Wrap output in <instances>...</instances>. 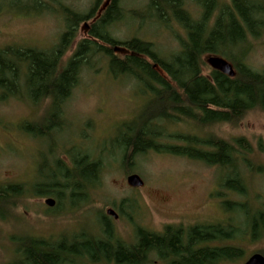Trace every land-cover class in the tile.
I'll list each match as a JSON object with an SVG mask.
<instances>
[{
  "label": "trees",
  "instance_id": "obj_1",
  "mask_svg": "<svg viewBox=\"0 0 264 264\" xmlns=\"http://www.w3.org/2000/svg\"><path fill=\"white\" fill-rule=\"evenodd\" d=\"M46 1L0 0V6H7V10L20 15L58 13L64 21V32L48 51L10 46L0 49V102L16 99L32 106L46 105L39 123H23L21 130L25 135L52 140V133H59L65 125L63 106L78 86L82 71L92 70L93 61L103 59L113 80H133L138 94L146 100L136 117L118 128L116 151L108 156L119 155L122 164L129 165L128 160L133 156L153 151L216 167L223 172L220 188L233 196L249 199L245 175H263L264 166L253 160L248 142L237 139L231 143L213 135L202 137L180 131L178 127L202 130L231 125L251 111L264 112V73L245 64L247 44L264 37V0H230L229 4L219 7L215 0H145L142 10L128 12L122 7L124 0L107 3L94 0L86 14L61 3L66 0ZM28 3L34 5L28 7L25 5ZM51 3L59 8L55 10ZM188 4L199 10L198 18L193 19L187 10ZM124 19L139 27L149 22L170 29L176 23L185 37L178 38L179 49L165 57L152 42L135 36L123 42L114 38L112 27ZM88 22L91 23L87 38L80 40L65 59L80 25ZM206 54L226 59L235 76L229 78L212 69L207 76L203 75L202 57ZM49 147V153L58 151ZM261 147L259 143L258 149L264 153ZM79 151L61 152L60 158L54 161V171L32 185L0 186V218L21 199L53 197L58 206L65 199L70 207L86 203L88 191L98 183L102 166L101 160L91 161V155ZM100 152L106 153L105 149ZM65 155L69 156L68 163L61 158ZM248 199L222 203L227 214L236 211L240 214L243 224L240 227L231 220L188 228L167 225L162 233L136 228L135 243L127 245L114 237L108 219L103 216L100 238L87 233H79L70 243L64 238L57 243L30 236L13 238L16 247L8 264L236 262L242 258L240 247L212 245L243 237L255 241L264 236V206L254 208Z\"/></svg>",
  "mask_w": 264,
  "mask_h": 264
},
{
  "label": "rangeland",
  "instance_id": "obj_2",
  "mask_svg": "<svg viewBox=\"0 0 264 264\" xmlns=\"http://www.w3.org/2000/svg\"><path fill=\"white\" fill-rule=\"evenodd\" d=\"M93 1L66 0L61 3L77 13L86 14ZM44 2L47 3L46 0ZM215 3L219 7L229 4L230 0H215ZM144 4L145 0H124L122 7L128 12L142 10ZM25 5L30 7L34 4ZM49 5L55 10L59 8L56 4ZM0 8V49L10 46L48 51L64 32L61 14L44 12L20 15L7 10V6ZM187 10L193 19L198 18L200 12L194 5L188 4ZM90 23L80 25L77 38L65 59L80 40L87 38ZM112 35L122 42L133 36L152 42L165 57L176 52L179 49L178 38L185 37L184 31L176 23L170 29L159 28L149 22L139 27L129 19L114 25ZM247 46L245 64L254 71L264 73V37L251 40ZM210 56L217 55L206 54L202 57V73L205 76L211 71L207 64ZM93 63L95 67L92 70L82 71L78 86L63 106L65 125L59 133H52L50 141L34 139L21 130L25 122L39 123L42 120L45 104L32 106L16 99L0 102V186H29L42 176L48 177L54 171V161L69 150L75 154L76 150L81 149L79 152L91 155V161L101 160L102 166L97 185L88 191V201L76 207H70L65 199L58 206L53 197L16 200L3 219L0 218V264L12 261L16 247L13 238L30 236L50 243H57L62 238L70 243L79 233L100 238V218L103 216L108 219L114 237L127 245L135 243L136 228L162 233L167 225L188 228L224 224L231 220L237 227L242 224L240 214L237 211L227 214L222 203L225 200L246 202L248 198L241 199L220 188L223 172L218 168L153 151L133 156L128 160L129 165L122 164L119 155L108 156L116 151L118 128L133 120L146 100L138 94L133 80H113L107 72L105 60H94ZM178 130L202 137L213 135L231 143L244 139L252 147L253 160L264 166V153L258 149L259 143L264 148V112L260 110L247 113L236 124L202 130L181 125ZM50 145L58 151L49 153ZM102 149L106 153L100 152ZM61 158L68 163L69 156ZM131 174L138 175L143 181L140 188L127 185L126 178ZM245 176L249 187L248 203L254 208H262L264 174ZM48 198L55 201L54 211H49L44 203ZM108 209L117 215V219L106 214ZM231 245L241 248L242 258L221 264H243L252 254L264 253V236L255 241L243 237L242 240L219 242L212 246Z\"/></svg>",
  "mask_w": 264,
  "mask_h": 264
},
{
  "label": "water",
  "instance_id": "obj_3",
  "mask_svg": "<svg viewBox=\"0 0 264 264\" xmlns=\"http://www.w3.org/2000/svg\"><path fill=\"white\" fill-rule=\"evenodd\" d=\"M207 64L212 70L217 71L229 78H233L235 76V71L232 65L223 58H220L218 56H210L207 59ZM126 182L127 185L131 188H140L143 185V181L136 174L129 175L126 178ZM44 203L49 208H52L55 205V201L51 198L46 199ZM106 214L108 216H112L114 219L117 218V215L111 209H108L106 211ZM243 264H264V256L260 253H254L249 256Z\"/></svg>",
  "mask_w": 264,
  "mask_h": 264
},
{
  "label": "flooded vegetation",
  "instance_id": "obj_4",
  "mask_svg": "<svg viewBox=\"0 0 264 264\" xmlns=\"http://www.w3.org/2000/svg\"><path fill=\"white\" fill-rule=\"evenodd\" d=\"M53 207H54V206H53ZM53 207H52V208H53ZM116 219H117V218H116Z\"/></svg>",
  "mask_w": 264,
  "mask_h": 264
}]
</instances>
